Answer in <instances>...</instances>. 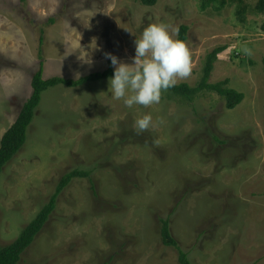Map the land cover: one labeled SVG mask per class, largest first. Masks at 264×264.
Masks as SVG:
<instances>
[{
    "label": "rangeland",
    "instance_id": "rangeland-1",
    "mask_svg": "<svg viewBox=\"0 0 264 264\" xmlns=\"http://www.w3.org/2000/svg\"><path fill=\"white\" fill-rule=\"evenodd\" d=\"M255 3L243 0L239 18L232 0L203 11L202 0H0V139L40 62L44 79L102 72L106 53L131 64L135 39L154 23L187 28L191 74L175 85L195 86L206 55L223 47L209 82L243 94L227 110L215 94L190 102L164 92L128 108L111 78L44 91L0 173V248L78 170L89 177L59 194L18 264H178L161 242L164 220L192 264H264V17ZM145 114L153 126L137 134Z\"/></svg>",
    "mask_w": 264,
    "mask_h": 264
},
{
    "label": "trees",
    "instance_id": "trees-1",
    "mask_svg": "<svg viewBox=\"0 0 264 264\" xmlns=\"http://www.w3.org/2000/svg\"><path fill=\"white\" fill-rule=\"evenodd\" d=\"M141 5L151 7L157 3V0H136ZM238 3V15L242 17L244 13L243 0H232ZM210 2H219V5L224 4V0H202L200 9L203 11ZM255 12L264 17V0H256ZM242 20V19H240ZM261 30L264 32V19L261 25ZM185 26L180 27L178 38L186 41ZM223 51V47L213 49L206 55L204 64L202 66L201 77L198 83L191 87L187 84H179L171 87L162 92L173 95L175 97L185 99L187 101H193L201 94L211 93L215 94L225 102L227 110H233L243 100V94L236 92L229 88L228 80H223L218 83H210V75L213 71L214 63L217 60V56ZM39 51V57H41ZM107 68L102 72H95L89 75L80 77L78 79H65L61 77H53L50 79L43 78V63L40 62L39 68L31 78V95L22 105L15 121L3 133L0 139V173L2 169L8 164L16 153L22 148L26 140V132L29 125L32 122L35 110L37 109L41 95L49 88L56 86H64L66 88H77L89 83L99 82L112 78L114 67L111 65V61H108ZM89 173L78 170H73L65 174L59 180L54 195L50 197L48 203L39 211L36 217L21 231L19 236L8 246L0 248V264H18L22 254L33 243L35 237L42 230L49 216L55 209L56 199L59 194L67 187V185L75 178H88ZM161 242L164 246L173 247L176 249L178 257V264H191L187 253L183 252L177 241L172 237L169 224L167 220H164L160 227Z\"/></svg>",
    "mask_w": 264,
    "mask_h": 264
},
{
    "label": "clouds",
    "instance_id": "clouds-1",
    "mask_svg": "<svg viewBox=\"0 0 264 264\" xmlns=\"http://www.w3.org/2000/svg\"><path fill=\"white\" fill-rule=\"evenodd\" d=\"M178 35L177 27L163 22L154 23L135 39V55L131 64L106 53V58L114 66L109 80L113 98L122 100L128 108L150 106L159 103L162 91L174 87L177 78L188 77L191 74L190 51L186 42L177 38ZM152 126L151 114L135 121L137 134Z\"/></svg>",
    "mask_w": 264,
    "mask_h": 264
},
{
    "label": "crops",
    "instance_id": "crops-1",
    "mask_svg": "<svg viewBox=\"0 0 264 264\" xmlns=\"http://www.w3.org/2000/svg\"><path fill=\"white\" fill-rule=\"evenodd\" d=\"M199 250H200V248H199ZM201 250H202V249H201ZM201 250H200V251H201ZM187 255H188V254H187ZM189 261H190V260H189ZM190 263L192 264V262H191V261H190Z\"/></svg>",
    "mask_w": 264,
    "mask_h": 264
}]
</instances>
